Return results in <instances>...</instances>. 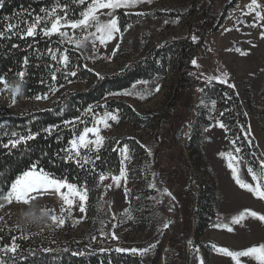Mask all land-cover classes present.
<instances>
[{
	"label": "rangeland",
	"instance_id": "rangeland-1",
	"mask_svg": "<svg viewBox=\"0 0 264 264\" xmlns=\"http://www.w3.org/2000/svg\"><path fill=\"white\" fill-rule=\"evenodd\" d=\"M249 3L250 0H143L121 10H158L160 15L141 19L124 33L117 34L116 39L106 46L97 41L94 51L90 44L85 48H76L72 44L90 61V67L101 74H114L125 69L142 57L151 43L161 46L171 40L190 41L196 36L197 40L192 41L200 46L193 59L196 65L192 60L187 71L174 63L166 76L140 80L114 95L143 114H154L153 122L141 127L118 119V122L109 120L110 127L107 128L103 124L98 125L104 142L115 136L137 139L147 151L150 150L149 163L146 164L145 159L125 161L126 179L122 178L117 186L111 179L112 175L107 176L101 182L104 189L101 200L88 198L85 213L79 211L78 204L66 205L54 190L33 193L35 198L27 204L15 200L9 204L0 199L3 205L0 207V225L8 228L17 225L29 230L49 229L55 237L101 249H149L145 253H136L144 264H200L201 259L203 264H234L230 257L218 253L216 248L240 251L264 244V221L247 216L240 223H232V218L244 210L264 215V199L235 182L232 169L228 167V157L220 154L239 155L235 153L236 146L228 138L226 130L217 124L216 104L213 108L198 88L203 83H220L218 80L208 82V78L222 77L227 73V83L224 84L234 85L233 89L249 119L250 134L256 139L260 158H264V38L261 37L264 27L260 26L264 21L256 20L255 11L247 7ZM258 3L261 7L256 11L264 10V0H258ZM119 10L116 11L117 16ZM225 10L228 13L217 28V20ZM107 11L101 9L97 12L102 21L108 18L104 15ZM186 12L191 14L183 18L182 13ZM202 19L208 20L210 25L204 24L203 30H199L201 27L197 26ZM254 22L255 27L252 26ZM61 31L72 35L71 29ZM82 35L80 30H76L77 39ZM117 43L119 49L114 52ZM145 81L147 83H143ZM4 91L7 90L0 85V96ZM46 105L40 100H21L18 95L15 104L10 97L9 100H0V107L10 113ZM200 111H206L213 123L204 130L201 154L198 149L188 146L192 123ZM233 163L239 176L255 186L256 181L248 173L245 161ZM186 164L191 167L190 182ZM135 171H139L138 181L128 177ZM151 184H155V188L150 187ZM143 186L153 191L149 208L132 211L129 193ZM207 197L212 198L209 200ZM207 205L213 207L216 215L211 220L206 219L210 221L209 227L198 238L195 221L201 217L200 207ZM89 206L95 208L91 214L87 213ZM52 216L65 220V224L53 223ZM165 223L167 228H164ZM217 224L221 227H214ZM224 224L232 231L224 228ZM112 233L118 239H113ZM93 236L96 240L92 239ZM205 243H209L211 248H206ZM242 259L247 264H258L252 258Z\"/></svg>",
	"mask_w": 264,
	"mask_h": 264
},
{
	"label": "trees",
	"instance_id": "trees-1",
	"mask_svg": "<svg viewBox=\"0 0 264 264\" xmlns=\"http://www.w3.org/2000/svg\"><path fill=\"white\" fill-rule=\"evenodd\" d=\"M58 3L68 4L69 15L74 18H78L79 12L87 6L74 4L72 0H5L3 6L0 7V27L7 23L4 20L5 17H13L12 23H17L21 19L30 21L36 15L44 16L41 9L51 10ZM227 13L228 10H225L217 20V28L220 27ZM58 14L63 13L58 10ZM182 14L183 18H187L191 13ZM150 15L160 14L158 10L126 12L120 9L118 18L121 33ZM204 24L209 26L210 22L202 19L197 28L201 27L199 30H203ZM21 27H26V25H21ZM58 40L57 35L50 38L44 37L40 34L39 28L35 37L21 39L12 35L9 39L0 40V76L8 81L9 87H12L21 80L18 73H24L18 94L19 99L37 101L34 98L36 95L45 93L48 95L47 99L40 100L48 104L44 107L22 108L17 113H10L0 107V189L6 194L11 181L35 164L38 169L42 168L56 178H64L78 185L86 182L89 188V200L100 201L104 189L98 176L100 173L106 176L119 173L122 159L120 148L124 145L128 146L131 157L129 161H144L145 159L147 164L151 161V156L146 147L137 139L129 136H115L103 143L99 152L101 158L95 161L94 166L88 164L81 168L74 161L66 162L64 159L63 149L69 146L68 142L73 138V126H65L64 122L80 117L88 126H92L94 117L85 112L87 108L92 107L94 112L100 116L105 112H112L121 122L141 127L149 125L156 118L154 114H143L124 99L109 94L129 88L140 80L164 77L174 63L178 64V68L185 67L187 71L191 68V61L198 53L200 44L192 40L180 42L171 40L161 46L151 43L144 55L132 61L125 69L114 74H101L90 67V61L71 43L61 46L58 45ZM58 46L62 50L68 49L70 69L76 71V76L65 78V73L69 69H64L60 63L51 60L48 49ZM57 55L59 56V53ZM25 58L28 59L27 64L24 63ZM50 65L54 67L50 68ZM55 68H60L61 71L56 73L57 79L53 81L51 75ZM198 88L204 89L202 94L208 103L215 101L217 118L227 126L228 138L231 141L235 140V146L241 148L240 157L247 166L257 167L256 157H261V153L250 130L244 131V129H249V119L235 90L224 83L211 85L203 83ZM182 92V90L179 91L178 100ZM9 97L12 98V94L4 91L0 100H9ZM221 112L224 113L223 116L220 115ZM206 113V111H200L196 115L188 141L190 149H198L200 154L203 153L201 138L204 136V130L213 124ZM53 125L58 127L53 128L51 134L43 131ZM84 126L77 121L75 131H81ZM13 132L25 136L29 132L39 134L35 136V139L22 142L15 148L11 146L5 148L4 144L17 138L11 135ZM253 153L256 155L253 156ZM135 172L129 174L128 177L138 181L139 171ZM186 174L190 182L192 173L189 164H186ZM190 190L193 192L191 187ZM151 194H153L152 189L146 186L138 191H131L129 193L130 209L135 211L141 207L149 208ZM210 198L212 197H207L209 200ZM192 200L195 202L194 193ZM94 209L89 206L87 213L91 214ZM199 211L201 217L195 221L198 238L209 227L210 221L206 219L211 220L216 215L213 207L208 205L200 207ZM12 236L18 238L17 243L20 245L14 256L15 264H144L138 254L117 252L116 248L112 247L103 248L105 251H101V248L90 247L82 242L63 240L61 236L55 237L49 229L29 230L21 229L17 225L10 228L0 225V237L3 238L0 240V247L10 243ZM210 246L209 243H205L206 248L210 249ZM45 249L50 251H45ZM0 258L9 260L11 264L13 254L5 255L0 252Z\"/></svg>",
	"mask_w": 264,
	"mask_h": 264
},
{
	"label": "snow or ice",
	"instance_id": "snow-or-ice-1",
	"mask_svg": "<svg viewBox=\"0 0 264 264\" xmlns=\"http://www.w3.org/2000/svg\"><path fill=\"white\" fill-rule=\"evenodd\" d=\"M5 0H0V7L3 6ZM74 4L78 5H87L82 11L79 12L78 18H74L69 15L68 4H57L56 7H53L51 10L41 9V12H44V16L36 15L32 17L30 21L26 20H18L17 23H12L13 17H5L4 20L7 22L3 27H0V40L9 39L12 35L18 36L21 39L25 37H35L37 35V29L39 28L40 34L44 37H52L53 35H57L59 37L58 45L65 44H74L76 48H85L88 44L91 45L92 50L94 51L97 46V41L100 45H107L108 42L116 39L117 34L121 33V25L119 23V18L116 15V11L121 8H129L138 3L143 2V0H72ZM150 2V0H149ZM250 11H255L256 20L264 21V10L256 11L257 8H260L261 5L258 3V0H250L249 5L247 6ZM101 9H108L105 16L108 18L106 20H101L100 16L97 15V12ZM58 10L61 14H58ZM249 13H245L248 15ZM167 23V21H166ZM21 25H26V27H21ZM43 25V26H41ZM50 25V26H49ZM253 27L257 26L254 22L252 24ZM264 27V24L260 25ZM131 27V26H129ZM61 29H71L72 35H69L68 31H61ZM94 29V31L92 30ZM76 30H80L83 35L77 39L76 38ZM261 37L264 38V32H261ZM193 41L197 40L196 36L192 37ZM119 49V43L116 44V48L114 52ZM239 51V50H238ZM48 53L51 57L52 61L60 63L64 69H69L65 73V78L68 76H76L77 73L74 70L70 69V55L67 48L63 50L61 47L49 48ZM59 53V56L57 55ZM246 54V53H242ZM24 63H28V59L25 58ZM193 65H196V61H192ZM78 66V65H77ZM54 67L52 65L49 66ZM60 68H55L52 72L51 79L55 81L57 79L56 73L60 72ZM21 78L20 81L16 82L14 86H8V81L0 76V85H3L5 90L10 91L12 93V103H16V96L20 93L22 80L24 73H18ZM227 73H224L222 77H209L208 82L212 80H218L220 83H227ZM71 82V81H69ZM143 83H147L146 81ZM230 88H233L234 85L229 84ZM157 91L159 88L157 87ZM199 91L203 92L204 89L201 88ZM128 94V93H125ZM109 95H116V93H110ZM36 100L47 99L48 95L45 93L44 95H36L34 97ZM231 97H229L230 99ZM203 104V101H201ZM213 108L215 107V101L212 102ZM86 114H91L94 117L92 122V126H88L80 117H76L73 121H65V126H73V138L69 140V146L63 151L65 152L64 159L66 162L74 161L79 167L84 168L88 164L95 165V161L100 160V149L103 147L104 138L100 135V128L98 125L103 124L105 128L110 127L108 121H117L118 116L112 112H105L102 116L95 113L92 107H89L85 110ZM221 116L224 115L223 112L220 113ZM79 121L85 126L81 131H75V124ZM217 124L220 128L225 129L227 126L222 121H217ZM58 126L53 125L48 128H45L43 131L51 134L53 128ZM244 131H249V129H244ZM39 133H31L29 132L25 135H18L13 132L11 135L13 137H17L14 140H9L7 144L3 146L8 148L11 146L15 148L18 144L22 142H26L28 140L35 139V136ZM247 138V137H245ZM239 139V137H237ZM233 145H235L236 141H232ZM250 143V142H249ZM114 151L116 149H113ZM120 154L122 156L121 159V168L119 169V175H112L111 179L116 182L117 186H119V182L122 178L126 179V165L125 161L130 160V150L127 145H124L119 149ZM241 152L240 147H235V153L239 154ZM92 154V155H90ZM148 154L151 155L150 150ZM222 156H227L229 163L228 167L232 169L233 178L235 182L242 188L251 192L254 196L264 199V158L256 157L257 167H253L251 165L248 166L247 171L251 175L252 180L256 181L255 186L251 183L245 182L238 174L237 168L234 166L233 162H239L243 158L239 155H233L232 153H221ZM256 154L253 153V156ZM94 157V158H93ZM108 177L104 173H100L98 176V180L100 182L104 181ZM107 187H111L108 185ZM150 187L155 188V184H151ZM66 189L64 192L62 190ZM48 190H54L55 193L60 195V198L66 205L72 206L74 204H78L79 211L81 213L86 212V201L88 200L89 188L87 183L85 182L82 185H78L76 183H71L64 178H56L51 174L45 172L42 168L38 169L37 165H32V167L22 172L18 175L13 181H11L10 186L7 188L6 194L4 191L0 189V199L6 200L9 204L15 200L17 203H29L30 200L35 197L32 196L33 193H42ZM165 192L167 190L165 189ZM171 195V193H167ZM0 207H3L0 204ZM251 216L254 218H258L261 221H264V215H260L255 211L244 210L238 216L232 218V223L237 224L240 223L245 217ZM115 218V216L113 217ZM2 219V218H0ZM53 223H58L60 226L65 224V220L57 219L56 216H52ZM168 224H164V228H167ZM214 227H221V225L217 224ZM228 231H232V228L227 224L223 225ZM23 238V237H21ZM113 239H118L115 233H112ZM3 238L0 237V240ZM17 237L12 236L10 243L4 244L0 247V252H3L5 255L13 254V258L11 260V264H15L14 256L18 252L20 245L17 243ZM93 240H96V237H92ZM215 247V246H213ZM149 249H125V248H117V252H131L133 254L136 253H145ZM45 251H50L49 249H45ZM101 251H105V249H101ZM198 251V249H197ZM218 253H221L225 256L230 257L234 264H247V261L242 258H252L258 261V264H264V244H260L258 246H252L245 250L240 251H232L228 248H216ZM82 254V253H76ZM0 264H9V260H5L0 258ZM200 264H203L201 259Z\"/></svg>",
	"mask_w": 264,
	"mask_h": 264
}]
</instances>
